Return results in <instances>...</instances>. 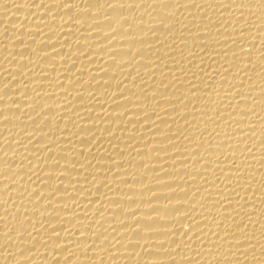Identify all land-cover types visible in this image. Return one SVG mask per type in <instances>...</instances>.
<instances>
[{
    "label": "bare ground",
    "instance_id": "obj_1",
    "mask_svg": "<svg viewBox=\"0 0 264 264\" xmlns=\"http://www.w3.org/2000/svg\"><path fill=\"white\" fill-rule=\"evenodd\" d=\"M0 264H264V0H0Z\"/></svg>",
    "mask_w": 264,
    "mask_h": 264
}]
</instances>
